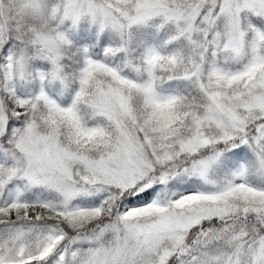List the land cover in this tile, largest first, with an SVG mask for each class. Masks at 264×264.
Segmentation results:
<instances>
[{
    "label": "snow or ice",
    "instance_id": "6c2138e0",
    "mask_svg": "<svg viewBox=\"0 0 264 264\" xmlns=\"http://www.w3.org/2000/svg\"><path fill=\"white\" fill-rule=\"evenodd\" d=\"M0 264H264V0H0Z\"/></svg>",
    "mask_w": 264,
    "mask_h": 264
}]
</instances>
